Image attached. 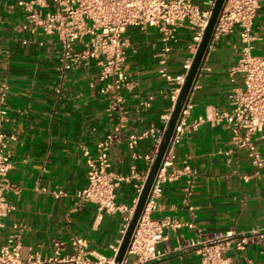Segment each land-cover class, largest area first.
Returning <instances> with one entry per match:
<instances>
[{
	"label": "crops",
	"instance_id": "crops-1",
	"mask_svg": "<svg viewBox=\"0 0 264 264\" xmlns=\"http://www.w3.org/2000/svg\"><path fill=\"white\" fill-rule=\"evenodd\" d=\"M18 1L0 0V81L11 85L5 129L16 135L10 144L14 187L7 193L16 209L5 218L1 239L17 235L24 260L35 252L47 257L55 239L70 241L75 235L87 238L98 252L110 254L108 246L121 236L125 214H101L93 203L75 208V193L87 183L84 150L95 153L97 142L119 122V116L109 111L97 63L63 74L57 40L20 29L27 17ZM254 34V53L264 56V0ZM127 35L135 47L126 62L134 87L125 92L128 126L122 140L111 147L110 160L116 173L130 175L134 168L142 175L149 169L146 156L154 152L155 140L142 139L135 157L127 137L166 126L175 103V85L160 73L158 29L141 32L130 27ZM191 43V30L181 29L170 54V74L184 70L193 55ZM240 43L237 32L223 36L203 64L174 163L176 169L189 164L194 175L182 173L164 186L155 216H175L181 225L167 230L157 245L162 255L152 264H199V254L187 249L188 240L264 223V165L255 175L247 152L233 146L230 127L215 119L217 113L230 109L232 89L243 84L241 75L233 82L229 73ZM200 116L204 121L193 127ZM257 145L264 159V134L259 135ZM142 182L143 177L122 182L117 189L119 202H132L138 196L136 184ZM59 189L65 195L57 196ZM263 248L256 243L243 251L232 250L233 264H264Z\"/></svg>",
	"mask_w": 264,
	"mask_h": 264
},
{
	"label": "built area",
	"instance_id": "built-area-1",
	"mask_svg": "<svg viewBox=\"0 0 264 264\" xmlns=\"http://www.w3.org/2000/svg\"><path fill=\"white\" fill-rule=\"evenodd\" d=\"M261 0H225L215 25L211 43L205 57L216 47L225 35L237 32L240 36L239 54L229 73L231 80L241 75L243 84L235 86L230 94V109L216 114L217 121H225L232 131V144L247 152L260 174L264 165L262 153L257 145L260 134H264V56L254 53L256 36L255 19ZM216 0H19L27 21L22 31L45 33L53 36L60 45V71L65 74L76 66H87L93 61L99 66L98 78L102 81V93L108 98L109 111L118 114L119 122L106 136L97 142L96 151L85 149L88 167L87 183L78 189L76 206L93 203L101 214H125L122 234L109 244L110 254H104L90 247L89 240L75 235L70 241L55 239L52 254L42 257L32 253L26 260L22 258V245L17 235L7 241L1 239L4 220L16 206L8 199L7 193L14 186L10 181L13 169V155L10 148L15 134L6 131L8 121V97L11 85L8 80L0 81V264H152L162 253L158 243L166 238L169 228L180 226L175 216L157 218L159 199L165 184L177 179L182 173L194 175L193 168L187 164L183 169L174 168L176 146L181 142L187 127V116L192 107L195 87L191 92L174 131L172 141L166 151L162 165L156 175L144 211L133 232L125 258L116 262L123 236L135 211L139 194L143 188L152 162L158 151L164 130L150 128L140 133H130L126 143L133 155H137L139 142L147 137L155 140L154 152L146 159L149 169L139 174L132 169L130 175L114 172L110 160L111 147L122 140L123 130L128 126L125 92L134 87L131 74L126 68L129 51L135 49L127 35L130 27L147 32L156 27L160 33L161 48L158 53L160 73L174 83V102L186 79L193 56L201 42ZM183 28L192 32L191 49L193 55L177 75L168 72V64L173 46L179 41ZM27 43V40H24ZM202 66L201 71L203 70ZM200 71V73H201ZM196 86V85H195ZM171 114V113H170ZM170 115L166 118L168 122ZM204 121L200 116L193 124L197 127ZM166 122V124H167ZM135 177H143L136 184L138 196L129 203L119 202L117 189L122 182ZM191 185L187 194H190ZM57 196L65 195L62 189ZM73 208V210H75ZM192 209V207H190ZM261 243L264 247V223L250 229H230L216 231L206 237L187 241V249L200 256L199 264H233L230 252L243 251L248 246ZM264 249V248H263Z\"/></svg>",
	"mask_w": 264,
	"mask_h": 264
},
{
	"label": "water",
	"instance_id": "water-1",
	"mask_svg": "<svg viewBox=\"0 0 264 264\" xmlns=\"http://www.w3.org/2000/svg\"><path fill=\"white\" fill-rule=\"evenodd\" d=\"M224 1L225 0H216L211 17L207 25V28L203 35V38L201 42L199 43L198 48L193 56V60L187 72L186 79L179 91V94L174 103L173 109L171 111L169 120L165 126L164 135L159 144L158 151L152 162L148 175L145 179L143 188L139 194L135 211L127 227V230L123 236L118 254L116 256V262L118 263H121L123 259L125 258L126 252L131 242L133 232L144 211V208H145L148 196L151 192L156 175L162 165L166 151L172 141L177 123L181 117L185 104L198 81L200 71L204 64L205 57H206L209 45L212 40L213 31L217 23L218 17L220 15L221 9L223 7Z\"/></svg>",
	"mask_w": 264,
	"mask_h": 264
}]
</instances>
